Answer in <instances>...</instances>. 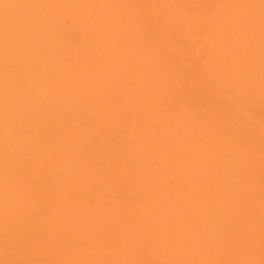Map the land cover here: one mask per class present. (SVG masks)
Masks as SVG:
<instances>
[{"label": "bare ground", "instance_id": "1", "mask_svg": "<svg viewBox=\"0 0 264 264\" xmlns=\"http://www.w3.org/2000/svg\"><path fill=\"white\" fill-rule=\"evenodd\" d=\"M264 0H0V264H261Z\"/></svg>", "mask_w": 264, "mask_h": 264}, {"label": "snow or ice", "instance_id": "2", "mask_svg": "<svg viewBox=\"0 0 264 264\" xmlns=\"http://www.w3.org/2000/svg\"><path fill=\"white\" fill-rule=\"evenodd\" d=\"M261 264H264V261H262Z\"/></svg>", "mask_w": 264, "mask_h": 264}]
</instances>
